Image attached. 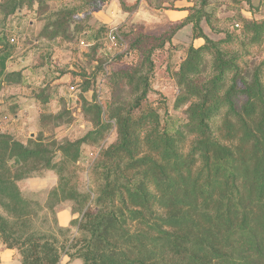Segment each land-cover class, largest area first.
<instances>
[{"label": "trees", "instance_id": "1", "mask_svg": "<svg viewBox=\"0 0 264 264\" xmlns=\"http://www.w3.org/2000/svg\"><path fill=\"white\" fill-rule=\"evenodd\" d=\"M106 1L0 0V15L5 21L30 12L43 24L37 40L71 43L83 30L94 31L86 16ZM174 1L149 0L148 6ZM191 2L182 8L186 16L160 37L124 30L140 60L129 71H111L106 111L96 95L84 100V85L77 101L92 129L82 138L57 141L42 132L24 144L0 131V241L17 250L21 264H59L62 252L82 264H264V62L250 68L244 60L251 48L263 46L264 18L239 12L232 31H222L211 0ZM119 3L122 10L135 7ZM202 23L224 38L210 39ZM185 26L201 44L187 47L175 73L174 108L182 117L161 116L142 108L151 91L152 53ZM12 54L0 34V93L25 80L8 71ZM32 102L41 107L39 128L73 119L71 107L45 113L47 92ZM113 127L116 141L100 149L92 169L96 191L80 192L74 180L83 146H98ZM41 171L57 175L43 205L24 197L18 185ZM66 201L78 214L71 221L77 234L66 246L53 235L27 231L39 212L57 211Z\"/></svg>", "mask_w": 264, "mask_h": 264}, {"label": "rangeland", "instance_id": "2", "mask_svg": "<svg viewBox=\"0 0 264 264\" xmlns=\"http://www.w3.org/2000/svg\"><path fill=\"white\" fill-rule=\"evenodd\" d=\"M67 4H74V0H63ZM109 1V0H107ZM106 1V2H107ZM211 0L212 7H216V26L222 31H232L233 22L239 12L249 20H262L264 18V0ZM101 3L96 9H100ZM57 3L50 5L56 9ZM95 10V9H94ZM93 11V10H92ZM88 13L87 21L91 19ZM18 16H9L5 21L0 15V34L4 41L12 47L13 58L8 62V70H18L23 73L24 83L21 86H11L0 93V131L12 135L16 140L26 143L28 138H37L43 132L44 136L51 135L57 141L68 139L75 141L82 138L92 129L87 118L82 115L77 98L82 94L84 85H88L89 92L83 94L84 100L92 102L94 95L101 104L103 111L111 99L112 89L108 84L112 70L124 68L127 71L138 65L140 60L136 49L131 48L130 40L123 36L124 30L132 29L134 37L140 33L153 38L160 37L168 31L173 23L151 24L144 21L122 23L117 27L118 43L114 48L106 44V35L110 29L100 27L98 30H83L79 37L67 45L56 44V50L42 43H35L37 32L34 26L38 19L30 12H23ZM31 23V26H30ZM202 27L213 41L224 38V34H213L205 23ZM189 30V28H188ZM14 36H19L16 44L10 42ZM83 40L91 46L81 47L79 41ZM191 39L185 30L175 35L170 44L165 43L152 53L154 64L153 73L149 77L151 91L143 101L142 108L156 110L161 116L167 112L171 117H182V111L174 108V102L178 91L175 84V73L180 62L185 58L186 49L191 44ZM193 41V45L200 44ZM238 48L237 44L233 45ZM251 54L246 55L244 60L250 68L264 62V43L260 49L251 48ZM75 87L70 91L69 87ZM40 91L47 92L51 97V103L43 110L47 114H57L71 107L73 119L57 127L48 125L45 128L38 126V113L41 107L32 102V98ZM128 88L122 92V99L129 101ZM184 109V108H183ZM138 109L135 113H138ZM116 141L114 127L106 138L98 145H84L82 158L76 164L75 185L80 192L97 189L96 176L92 169L99 158L100 149H105ZM57 183V175L52 171H41L18 183L24 197L37 201L43 205L46 196ZM73 203L66 201L62 203L57 211H41L37 218L32 220L27 231L35 230L47 235H53L61 243L62 247L69 243L71 237L75 236L76 227L71 223L78 217L73 213ZM1 244V241H0ZM63 250V249H62ZM72 253V252H71ZM66 256V264H82L80 259L71 260Z\"/></svg>", "mask_w": 264, "mask_h": 264}, {"label": "crops", "instance_id": "3", "mask_svg": "<svg viewBox=\"0 0 264 264\" xmlns=\"http://www.w3.org/2000/svg\"><path fill=\"white\" fill-rule=\"evenodd\" d=\"M149 0H123L126 7H134L132 10H122L120 7L119 0H109L102 4L100 9H95L91 13V19L89 20L88 24L92 29H99L100 27H105L108 29L117 28L116 26L122 23H129L131 22H147V23H155L160 24L163 22L167 23H175L180 21L182 18L186 16V12L182 10V8L190 7L192 5L191 0H175L172 5L165 2L162 4V7L159 9H154L148 6ZM54 3L51 2L50 5ZM22 13L16 15L17 20ZM15 17V16H14ZM42 22L38 21L34 26L37 35L42 28ZM31 26V23H30ZM202 26V25H201ZM189 28V30H188ZM203 32L206 34V31L202 27ZM185 30L192 41V31L191 26H185L180 31ZM178 31L176 33L179 34ZM207 35V34H206ZM195 41V40H193ZM193 41L191 43H193ZM199 41V40H197ZM201 42V41H200ZM35 43L39 44L42 43L41 46H46V51H49L48 48L52 47L51 49L56 50V44L67 45L66 43H60L59 40L48 42L44 39L37 40L35 39ZM201 44V43H200ZM199 45V44H198ZM13 58V54L10 57ZM8 69V68H7ZM8 71L19 72L18 70L12 69ZM23 74V73H21ZM9 87H7L8 89ZM4 90V89H3ZM2 90V91H3ZM0 103H3L1 100ZM66 256H61L59 264H66ZM78 260V259H74ZM73 261V260H72ZM0 264H21L20 257L16 249H8L5 245L1 242L0 244Z\"/></svg>", "mask_w": 264, "mask_h": 264}, {"label": "built area", "instance_id": "4", "mask_svg": "<svg viewBox=\"0 0 264 264\" xmlns=\"http://www.w3.org/2000/svg\"><path fill=\"white\" fill-rule=\"evenodd\" d=\"M83 35L85 34V32L82 33ZM118 39H119V35H118V30L117 28H113L110 29V31L107 33L106 35V44L110 47V48H114L117 46L118 43ZM19 40V36H14L13 38L10 39V42L13 44H16ZM79 45L81 47H88L91 46L89 43H85L83 40L79 41ZM70 91H75V87L70 86L69 87Z\"/></svg>", "mask_w": 264, "mask_h": 264}]
</instances>
